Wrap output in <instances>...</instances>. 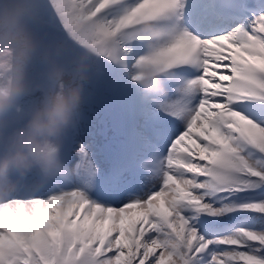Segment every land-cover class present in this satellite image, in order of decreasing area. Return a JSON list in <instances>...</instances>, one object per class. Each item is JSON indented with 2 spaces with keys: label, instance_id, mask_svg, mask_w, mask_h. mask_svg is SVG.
<instances>
[{
  "label": "snow or ice",
  "instance_id": "1",
  "mask_svg": "<svg viewBox=\"0 0 264 264\" xmlns=\"http://www.w3.org/2000/svg\"><path fill=\"white\" fill-rule=\"evenodd\" d=\"M24 17L32 76L78 68L83 98L54 173L0 193V264H264V0H27ZM142 66L164 95L130 83ZM101 91L129 114L107 165ZM36 99L0 115V141Z\"/></svg>",
  "mask_w": 264,
  "mask_h": 264
},
{
  "label": "clouds",
  "instance_id": "2",
  "mask_svg": "<svg viewBox=\"0 0 264 264\" xmlns=\"http://www.w3.org/2000/svg\"><path fill=\"white\" fill-rule=\"evenodd\" d=\"M27 0H0V115L18 104L27 91L37 99L0 141V193L30 179L49 178L61 161L62 141L76 123L83 98L78 68L47 64L34 78L30 71L34 40L24 17ZM147 30V29H145ZM163 73L152 66L128 72L144 98L162 96Z\"/></svg>",
  "mask_w": 264,
  "mask_h": 264
},
{
  "label": "rangeland",
  "instance_id": "3",
  "mask_svg": "<svg viewBox=\"0 0 264 264\" xmlns=\"http://www.w3.org/2000/svg\"><path fill=\"white\" fill-rule=\"evenodd\" d=\"M103 93L105 94V97H107V99H109L112 102H116L118 104V107L122 111H124L128 114L126 108L120 102V100H118L115 96H113L112 94H110L106 91H103ZM100 102H101V98H97L96 103L92 106L91 113L95 114L96 116L100 113ZM95 121L96 120H94V122H93V124L95 125V130L92 129V131L95 133L96 144L100 149L98 159L102 164H105L103 161V158L101 157L105 153L104 149H103V143L102 142L105 141V142H108L112 145L121 146L122 143L124 142L125 136L115 128L114 124H112L113 127L110 125L109 137L107 139L103 140V138L101 136H99L97 121L96 122Z\"/></svg>",
  "mask_w": 264,
  "mask_h": 264
}]
</instances>
